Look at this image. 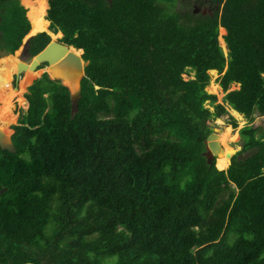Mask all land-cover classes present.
Listing matches in <instances>:
<instances>
[{"label":"trees","instance_id":"trees-1","mask_svg":"<svg viewBox=\"0 0 264 264\" xmlns=\"http://www.w3.org/2000/svg\"><path fill=\"white\" fill-rule=\"evenodd\" d=\"M22 1L29 31L19 0H0V70L16 73L27 32L32 54L60 31L88 63L73 115L68 88L44 72L14 151L0 149V264H264V129H240L248 155L226 170L203 154L226 113L208 71L224 91L239 84L224 95L233 109L264 115V0H215L211 14L176 0H48L46 19ZM11 90L0 76V98Z\"/></svg>","mask_w":264,"mask_h":264},{"label":"rangeland","instance_id":"rangeland-1","mask_svg":"<svg viewBox=\"0 0 264 264\" xmlns=\"http://www.w3.org/2000/svg\"><path fill=\"white\" fill-rule=\"evenodd\" d=\"M36 3H37V5L40 8L42 13H46L47 12L48 0H45V1L44 0H36ZM20 4H22V6L24 7L25 3H23V1L21 0ZM27 16H28L29 20L33 19V15H32L31 10H29L27 12ZM44 18L46 19V14L44 15ZM30 27H31V23H30ZM48 28L49 27H47V33L49 34ZM50 31H52V30L50 29ZM52 32L54 33V31H52ZM56 34H58V38L57 39H60L62 37V33L60 31L57 32ZM56 34L51 35V36L49 35V36H50L51 39H53V37H55ZM225 34H226V30L223 27L218 28V41H219V43H220V45L222 47V50H223L224 54L227 55L228 48H227V45H226V43L224 41V35ZM27 35L28 34H26L22 38L21 44L18 47V48H20V50H18V52L15 54L16 55L15 58H16L17 61L20 60L19 52H21V49L23 48L25 40L29 36V35L28 36ZM11 54H14V53H11ZM2 56H4V55H2ZM2 56H0V57H2ZM44 70H47L46 67H40L35 72H33L31 70H26L23 73L22 78L20 77L19 80H18V85L20 86L21 90H20V88L15 90L13 88V83H12L14 74L12 75V69L10 67L11 76H10V79L8 81H6V82L10 81V86L14 89V91H18V90L21 91V97L19 96V97H16V98H12L11 99L12 101L9 104H2V106L4 107V113L2 115V118L3 119H7V120H6V122L2 121L1 124L7 126L6 131H8V135L11 134L14 131L13 128L10 127V126L18 124V121H19V120H17L18 117H19L18 116L19 112L18 113L16 112L14 114L15 116H13V110L15 108V103L17 104L16 106L18 107V109L20 108V113L19 114L22 115L25 112V110L27 109V106H28V103H27L26 99L24 98V94L26 93V88L31 83V80L36 78V77H39L42 73H44ZM214 71L215 72H211V73L208 71L209 81H208V84L205 86V90L208 93L214 94L216 96V100H215L214 104H217V103L223 104L225 106V108H226V113L224 115H222L221 117L213 118L211 120L210 126H214L215 127V132L218 133V135H219V137H217V140L220 139V142L222 144L226 145L227 147H231L233 149L232 156L236 155L237 159L243 158L246 155H248L249 151H241L243 138L240 135V129L242 127H244L245 125L258 126L261 129H264V115H259L258 113H254L252 115L251 119H248L244 115L236 117L231 111V109H232L231 106L227 103V101L224 100V95L229 90L237 89L239 84L233 82V83H231L229 85V88L226 91H224L222 89V87L220 86V83L218 81V78H219L220 74L216 70H214ZM182 76L185 79L193 78L194 77V70H189L188 72L184 73ZM211 83L217 84L218 85V90H216V91L211 90V86H210ZM9 105H11L10 113L7 112V108L9 107ZM204 105L210 111H214L215 110L214 105L212 103H210L209 100L205 101ZM16 111H17V109H16ZM9 115H12V116H9ZM229 116H232L235 119V121H236V125L235 126H233L230 123ZM218 118L221 119V122L220 121L218 122ZM219 129H221V131H219ZM5 138H6V136H5ZM217 156H218V158H216V161H215L214 165H216L218 170L219 169L220 170L221 169H225L226 170L228 168V166L230 165L231 159H229V157L226 156L227 162H228L227 166L226 167H224V166L222 167V166L219 165L218 161H219V157L220 156H224L223 152L220 151Z\"/></svg>","mask_w":264,"mask_h":264},{"label":"water","instance_id":"water-1","mask_svg":"<svg viewBox=\"0 0 264 264\" xmlns=\"http://www.w3.org/2000/svg\"><path fill=\"white\" fill-rule=\"evenodd\" d=\"M32 35L35 34H31L28 37ZM27 39L25 40V43ZM70 48L77 49L71 45H67L63 42H58L57 40L51 39L39 52L33 55L29 61H25L21 56H19L20 62H18L17 64L16 73H14L15 85L13 86V88L15 90L18 89V80L21 73H24L26 70L35 72L40 64L47 62V70H44V72L47 73L49 78L59 80L60 83L66 86L69 90L71 115H73L74 112H76L78 109V101L81 96V80L85 76L84 68L88 62L85 61L81 56V54L83 53L82 49H80V54H76ZM15 51L16 50H14V52ZM8 54L12 55L11 53H7L5 55ZM36 78L32 79L30 84H32ZM232 110H234L240 116H243L241 112H238L233 108ZM219 131H221V129H219ZM12 133L8 135L7 139L9 140V142H6L5 134L3 132H0V149H6L10 152L14 151V145L11 140ZM217 136L218 133L215 132V127L210 126V133L204 140L205 151L203 152L209 164H212L213 162L215 163L216 158L218 157L217 155L221 151V146L217 141ZM227 156L229 157V159H231L232 154ZM3 191L4 189H0V193H2Z\"/></svg>","mask_w":264,"mask_h":264},{"label":"flooded vegetation","instance_id":"flooded-vegetation-1","mask_svg":"<svg viewBox=\"0 0 264 264\" xmlns=\"http://www.w3.org/2000/svg\"><path fill=\"white\" fill-rule=\"evenodd\" d=\"M20 1L21 0H19V3H20ZM183 1H185V5L187 6V8H189L194 14H208V13H212L213 12V10H215V9H218L219 7H220V5L222 4H220V5H218L217 3H216V1L215 0H176L175 1V9L177 10V8H181V4L180 3H182ZM22 5V4H21ZM25 15H26V17H27V20L29 21V29H28V31L30 30V20H29V18H28V16H27V10L25 9ZM48 27H49V25H48ZM50 29L48 28V31H49ZM28 33V32H27ZM26 33V34H27ZM38 33H40V32H38ZM57 33V32H56ZM55 33V34H56ZM25 34V35H26ZM37 34V33H36ZM35 34V35H36ZM24 35V36H25ZM23 36V37H24ZM34 35H32V36H30V37H28V39H27V41H26V43H24V46H23V48L21 49V52L19 53V56H21L22 57V59H24L25 61H29L31 58H32V56L33 55H35V54H32L31 53V51H30V48H29V40H30V38L31 37H33ZM58 42H61L59 39H56ZM16 50V49H15ZM13 53H14V51H13ZM47 66V62H44V63H42V64H40L39 66H38V68H37V70L40 68V67H46ZM43 74V73H42ZM42 74L39 76V77H41L42 76ZM22 76H23V73H21L20 74V77L22 78ZM39 77H37V78H39ZM36 78V79H37ZM35 79V80H36ZM15 77H14V75H13V81H12V83H13V86L15 85ZM34 82V81H33ZM31 85V84H30ZM30 85H28L27 86V88H26V93L28 92V87L30 86ZM25 93V94H26ZM25 94H24V98L26 99V97H25ZM26 101H27V99H26ZM28 103V102H27ZM17 104L15 103V108H14V110H13V114H15L16 112L18 113H20V108L18 109V107L16 106ZM232 108V107H231ZM16 109H17V111H16ZM18 113V119L17 120H19L20 119V114ZM19 122V121H18ZM15 125H17V124H15ZM10 127H14V125H11ZM13 130H14V128H13ZM14 132V131H13Z\"/></svg>","mask_w":264,"mask_h":264},{"label":"bare ground","instance_id":"bare-ground-1","mask_svg":"<svg viewBox=\"0 0 264 264\" xmlns=\"http://www.w3.org/2000/svg\"><path fill=\"white\" fill-rule=\"evenodd\" d=\"M45 1V0H44ZM53 40V39H52ZM73 52H75L74 51V49L73 48H70ZM76 53V52H75ZM77 54V53H76ZM0 75H1V77L3 78L2 80L4 81V82H6V81H8L9 79H10V76H11V74H10V67L9 66H5V67H2L1 68V70H0ZM7 83V82H6ZM211 90H213V91H216V90H218V85L217 84H215V83H211ZM20 90H21V88H20ZM21 97V91H14V90H11V91H9L6 95H4L3 97H1L0 98V131H2L3 130V126H5V125H2L1 123H2V121L3 122H6V120L7 119H3L2 118V115H3V113H4V107L2 106V104H9L12 100V98H16V97ZM23 99V98H22ZM19 100V99H18ZM25 100V99H24ZM21 101V100H20ZM23 101V100H22ZM25 104V103H24ZM231 111H232V113L236 116V117H238V116H240L239 114H237L234 110H232L231 109ZM221 122V120H218V122ZM228 130V129H227ZM226 130V131H227ZM7 136H8V133H7ZM217 137H219V135L217 136ZM218 141V143H219V145L221 146V151L223 152V154H224V156H220L219 157V165L220 166H224V167H226L227 166V158H226V156L227 155H230V154H232L233 153V149L231 148V147H227L226 145H224V144H222L221 142H220V139L219 140H217ZM6 142H9V140L8 141H6ZM218 158V157H217Z\"/></svg>","mask_w":264,"mask_h":264},{"label":"crops","instance_id":"crops-1","mask_svg":"<svg viewBox=\"0 0 264 264\" xmlns=\"http://www.w3.org/2000/svg\"><path fill=\"white\" fill-rule=\"evenodd\" d=\"M40 9V8H39ZM41 11V10H40ZM43 14H46V13H43ZM10 67V66H9Z\"/></svg>","mask_w":264,"mask_h":264}]
</instances>
